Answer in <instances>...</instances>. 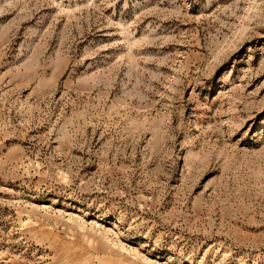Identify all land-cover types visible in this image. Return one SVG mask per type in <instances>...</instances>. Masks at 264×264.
<instances>
[{"label":"rangeland","instance_id":"1","mask_svg":"<svg viewBox=\"0 0 264 264\" xmlns=\"http://www.w3.org/2000/svg\"><path fill=\"white\" fill-rule=\"evenodd\" d=\"M0 264H264V0H0Z\"/></svg>","mask_w":264,"mask_h":264}]
</instances>
